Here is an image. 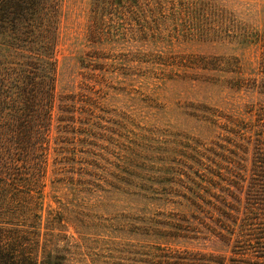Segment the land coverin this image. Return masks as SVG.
Listing matches in <instances>:
<instances>
[{
    "label": "rangeland",
    "instance_id": "obj_1",
    "mask_svg": "<svg viewBox=\"0 0 264 264\" xmlns=\"http://www.w3.org/2000/svg\"><path fill=\"white\" fill-rule=\"evenodd\" d=\"M61 1L38 261L57 246L60 264L229 263L191 180L199 159L248 165L264 129V0Z\"/></svg>",
    "mask_w": 264,
    "mask_h": 264
},
{
    "label": "trees",
    "instance_id": "obj_2",
    "mask_svg": "<svg viewBox=\"0 0 264 264\" xmlns=\"http://www.w3.org/2000/svg\"><path fill=\"white\" fill-rule=\"evenodd\" d=\"M61 2L0 0V264L64 259L55 246L38 261L36 231L50 147ZM262 63L264 70V56ZM61 97L71 100L77 94ZM257 131L254 141L247 137L253 143L248 165L243 158L223 157L209 161L215 169L199 159L208 175L199 169L196 175L205 185L191 180L198 188L192 204L203 218L193 217L221 241H233L230 262L216 254L162 250L143 264H264V129Z\"/></svg>",
    "mask_w": 264,
    "mask_h": 264
}]
</instances>
